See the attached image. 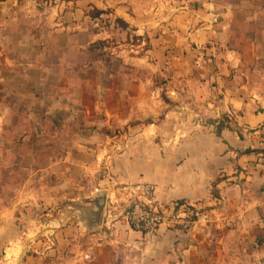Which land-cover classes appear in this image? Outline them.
I'll return each instance as SVG.
<instances>
[{"label":"crops","instance_id":"0c3cea01","mask_svg":"<svg viewBox=\"0 0 264 264\" xmlns=\"http://www.w3.org/2000/svg\"><path fill=\"white\" fill-rule=\"evenodd\" d=\"M225 17L219 0H0V264H264V103ZM113 182L201 215L107 231Z\"/></svg>","mask_w":264,"mask_h":264},{"label":"rangeland","instance_id":"374dc122","mask_svg":"<svg viewBox=\"0 0 264 264\" xmlns=\"http://www.w3.org/2000/svg\"><path fill=\"white\" fill-rule=\"evenodd\" d=\"M219 1L222 3V9L226 14L224 20L228 26L227 35L223 40L225 44V50H228L230 57L236 56L247 65L253 61L255 63V67L252 68L254 72L251 73L255 79H246L245 76L240 74V85L246 86L250 92H256L258 94V100H260L261 103H264V0ZM258 45L259 50L253 51L252 49ZM233 75L234 74H232V77ZM182 116L185 117L186 120L192 118L193 122L199 120V117L195 116V114L193 115V112L191 111H187V115ZM182 116L180 117L178 115L175 119L182 118ZM207 122H209V120H207ZM51 247L56 249V243H54V245ZM86 248L87 245H83L82 243L76 244L75 242H72L67 248V253L71 251H82ZM48 260L49 257L46 258V261ZM50 260L51 261L49 262L53 264L52 259Z\"/></svg>","mask_w":264,"mask_h":264},{"label":"built area","instance_id":"2783aa9c","mask_svg":"<svg viewBox=\"0 0 264 264\" xmlns=\"http://www.w3.org/2000/svg\"><path fill=\"white\" fill-rule=\"evenodd\" d=\"M124 201L127 203L125 207ZM200 213L201 209L188 203L160 204L155 189L150 184L120 185L113 182L104 229H114L118 219H121L135 232L156 236L161 227L171 225L177 228L187 225L198 219ZM84 259L90 260L91 256L87 254Z\"/></svg>","mask_w":264,"mask_h":264},{"label":"water","instance_id":"95a60500","mask_svg":"<svg viewBox=\"0 0 264 264\" xmlns=\"http://www.w3.org/2000/svg\"><path fill=\"white\" fill-rule=\"evenodd\" d=\"M107 194H108V191L103 192L97 198V200L95 202V204H96L95 216L98 217V220L89 226V227L93 228L94 230L95 229L99 230L101 228L103 213H104L105 205L107 202Z\"/></svg>","mask_w":264,"mask_h":264},{"label":"trees","instance_id":"16d2710c","mask_svg":"<svg viewBox=\"0 0 264 264\" xmlns=\"http://www.w3.org/2000/svg\"><path fill=\"white\" fill-rule=\"evenodd\" d=\"M97 15H101V12H99ZM117 23L125 28H127V25L123 24V22L121 20H118ZM104 46H106V43L104 42H98L97 44H95L92 48H103ZM167 103H170L168 100H166ZM231 121H229V119L227 117H223L219 123L218 126L216 127V134L218 136L221 135V132L224 128H230L231 127ZM240 136L242 137V132L240 131Z\"/></svg>","mask_w":264,"mask_h":264}]
</instances>
